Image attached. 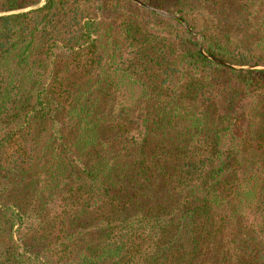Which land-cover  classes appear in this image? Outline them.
Here are the masks:
<instances>
[{
	"label": "trees",
	"instance_id": "obj_1",
	"mask_svg": "<svg viewBox=\"0 0 264 264\" xmlns=\"http://www.w3.org/2000/svg\"><path fill=\"white\" fill-rule=\"evenodd\" d=\"M139 1L0 0V264H264V0Z\"/></svg>",
	"mask_w": 264,
	"mask_h": 264
},
{
	"label": "water",
	"instance_id": "obj_2",
	"mask_svg": "<svg viewBox=\"0 0 264 264\" xmlns=\"http://www.w3.org/2000/svg\"><path fill=\"white\" fill-rule=\"evenodd\" d=\"M45 1H46V0H43V2H42L38 7H42V6L44 5ZM132 1H134V2H136V3H138V4H140L139 1H137V0H132ZM38 7L26 8V9L19 10V11L8 12V13H2V14H0V16H1V15H12V14H18V13L28 12V11H32V10L38 8ZM177 19H178L180 22H182V24H183L186 28H188V27L186 26V24H185L181 19H179V18H177ZM199 52H200V54H201V56H202L203 58H205V59H207V60H209V61H211V62H213V63H215V64H217V65L223 66V67H225V68H229V69L234 70V71H251V70L254 71V70H255V71H263V72H264V66H261V65L237 66V65H231V64H228V63H226V62H224V61H222V60H220V59H217V58H215V57H213V56L207 54V53L203 50L202 45L199 46Z\"/></svg>",
	"mask_w": 264,
	"mask_h": 264
},
{
	"label": "rangeland",
	"instance_id": "obj_3",
	"mask_svg": "<svg viewBox=\"0 0 264 264\" xmlns=\"http://www.w3.org/2000/svg\"><path fill=\"white\" fill-rule=\"evenodd\" d=\"M132 1V0H131ZM137 1H139V0H137ZM43 2V0H41V3ZM134 2V1H133ZM172 2V1H171ZM40 3V4H41ZM134 3H136V2H134ZM139 3L140 4H138V3H136L139 7H144L145 9H147V10H149V11H154L152 8H149V7H147V6H144L140 1H139ZM165 7H167V8H171L170 6H165ZM30 8H32V7H30ZM174 9V8H173ZM30 11H28V12H23V13H29ZM155 12V11H154ZM156 13L158 14V15H160V16H162V17H165V18H171V19H175V20H177V21H179L177 18H179V19H181L180 18V16L179 15H176V14H174V12H165V11H156ZM18 14H21V13H18ZM3 16V15H2ZM32 19V18H31ZM31 19H28V20H31ZM182 20V19H181ZM185 24H186V26L188 27V28H186L183 24H182V22H180L181 24H182V26L189 32V33H194L193 31H192V29L188 26V24L184 21V20H182ZM145 25H146V23H145ZM151 26H153V29H149V31L150 32H157V33H161V32H169L168 30H166L165 29V31L163 30H161V29H164V28H162V27H160V26H157V25H155V23H154V25H151ZM171 32H174V34H175V32H178V30L176 29V28H174V29H171ZM249 33V32H248ZM199 37H200V35H199ZM203 39L201 38V41H200V45H202V43H203ZM203 47V46H202ZM246 66H252V65H246ZM262 66V65H261ZM255 71V70H254ZM5 131V130H4ZM3 137V136H2ZM0 138H1V133H0ZM3 154V153H2ZM0 191H3V187L1 186L0 187Z\"/></svg>",
	"mask_w": 264,
	"mask_h": 264
}]
</instances>
